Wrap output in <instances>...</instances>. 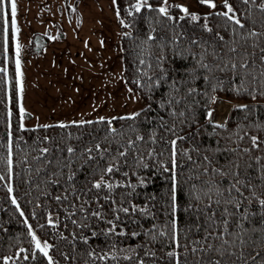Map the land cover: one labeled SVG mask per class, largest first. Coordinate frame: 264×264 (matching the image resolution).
I'll list each match as a JSON object with an SVG mask.
<instances>
[{"label":"trees","instance_id":"1","mask_svg":"<svg viewBox=\"0 0 264 264\" xmlns=\"http://www.w3.org/2000/svg\"><path fill=\"white\" fill-rule=\"evenodd\" d=\"M163 1L115 0L138 112L22 127L0 3V264H264V0Z\"/></svg>","mask_w":264,"mask_h":264},{"label":"rangeland","instance_id":"2","mask_svg":"<svg viewBox=\"0 0 264 264\" xmlns=\"http://www.w3.org/2000/svg\"><path fill=\"white\" fill-rule=\"evenodd\" d=\"M221 1L212 0L214 8L201 0L166 4L164 0L163 6L174 4L187 9L183 13L198 16L207 8L219 9ZM15 4L12 61L22 126L112 119L133 115L144 106L124 76L122 21L115 0H15Z\"/></svg>","mask_w":264,"mask_h":264},{"label":"snow or ice","instance_id":"3","mask_svg":"<svg viewBox=\"0 0 264 264\" xmlns=\"http://www.w3.org/2000/svg\"><path fill=\"white\" fill-rule=\"evenodd\" d=\"M2 2H3V0H0V3H2ZM242 2L248 3L249 0H242ZM145 3H146V0H145ZM166 3H167V0H165V4ZM201 3H206V4H208L209 7H213V8L216 7V5L214 3H212V0H201ZM134 7L136 8V11H140L141 5L136 4ZM224 7H225L226 11L220 13V15L223 17H226L228 21H231L233 24L238 25L240 28H243L244 24L241 23V20L236 18L234 8H233V6H231L228 3V0H225ZM261 8L264 9V4L261 5ZM181 10L184 12H187V9L181 8ZM158 11L160 12V14L164 15V14H166L167 9L165 7H160L158 9ZM229 13H232V15H229ZM15 15H16V4H15V0H13V2L11 4V28H12L13 35H15V32L17 31ZM196 18H197L196 16L192 17L193 20H195ZM250 35L255 36L257 34L256 33H250ZM150 39H151V37H150ZM221 39H222V37H221ZM17 55H19V46H17ZM16 63H17V75H19V60H17ZM233 67H235V65H233ZM20 112L23 115V112H24L23 108L20 109ZM103 119L104 118L102 117L101 120H103ZM121 119H123V118H121ZM21 127H22V125H21ZM61 127H63V125H61ZM252 140H253V146H256L257 138L253 137ZM175 143H176L175 141H172V145H173V162H172L173 163V169L176 167V163H175V159H174V157L176 155L175 147H174ZM44 151H47V149H44ZM68 151L71 152L72 149H68ZM122 155H123V153H122ZM111 170H112L111 168L108 169V171H111ZM100 186L101 185L99 183L94 185V187H97V188H99ZM176 187H177V185L175 182V177H173V187H172L173 196H172V199L174 202L176 200ZM9 191H11V189H9ZM237 191H239V190L237 189ZM260 203H261V205H264V200H261ZM175 207H176V205H175V203H173V210H175ZM124 211L126 212L127 209H124ZM33 240L34 241L36 240L35 236H33ZM241 243H243V241H241ZM209 247H211V246H209ZM36 248L39 249L41 252H43L44 255H47V248H48L47 244H45L43 247H41L39 241H36ZM169 255H171V253Z\"/></svg>","mask_w":264,"mask_h":264},{"label":"bare ground","instance_id":"4","mask_svg":"<svg viewBox=\"0 0 264 264\" xmlns=\"http://www.w3.org/2000/svg\"><path fill=\"white\" fill-rule=\"evenodd\" d=\"M228 108L229 102L227 100L220 99L217 104L212 107V120L218 123L223 122L226 118Z\"/></svg>","mask_w":264,"mask_h":264},{"label":"water","instance_id":"5","mask_svg":"<svg viewBox=\"0 0 264 264\" xmlns=\"http://www.w3.org/2000/svg\"><path fill=\"white\" fill-rule=\"evenodd\" d=\"M220 124H224V122L220 123Z\"/></svg>","mask_w":264,"mask_h":264}]
</instances>
